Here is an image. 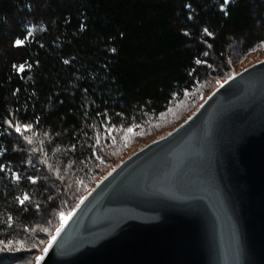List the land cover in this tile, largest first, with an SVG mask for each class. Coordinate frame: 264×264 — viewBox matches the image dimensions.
<instances>
[{
    "label": "trees",
    "instance_id": "1",
    "mask_svg": "<svg viewBox=\"0 0 264 264\" xmlns=\"http://www.w3.org/2000/svg\"><path fill=\"white\" fill-rule=\"evenodd\" d=\"M223 2L0 0V164L6 165L0 170V239L24 241L16 251L0 252V264H19L40 250L31 245L46 239L42 229L54 232L59 213L80 204L78 197L107 176L129 144L123 131L107 128L155 129L160 112L166 115L188 96L194 107L235 73V51L245 56L264 44V0H229L222 11ZM16 36L25 45L12 47ZM36 116L39 127L24 132L29 144L14 125ZM24 193L30 200L21 206L16 198Z\"/></svg>",
    "mask_w": 264,
    "mask_h": 264
},
{
    "label": "water",
    "instance_id": "2",
    "mask_svg": "<svg viewBox=\"0 0 264 264\" xmlns=\"http://www.w3.org/2000/svg\"><path fill=\"white\" fill-rule=\"evenodd\" d=\"M190 117L116 163L40 264H264V60Z\"/></svg>",
    "mask_w": 264,
    "mask_h": 264
},
{
    "label": "snow or ice",
    "instance_id": "3",
    "mask_svg": "<svg viewBox=\"0 0 264 264\" xmlns=\"http://www.w3.org/2000/svg\"><path fill=\"white\" fill-rule=\"evenodd\" d=\"M229 3V0H224V2L220 5L221 7V10L223 11L225 9V6ZM27 9L29 11L32 10V5L31 3H28L26 5ZM186 8H188L189 10H191V4H186L185 5ZM224 15L227 16L228 13L227 11H224ZM192 16H193V13L191 11H189V16L188 18L189 19H192ZM80 31L83 32L85 30V24L84 23H81L80 24ZM24 32L26 33L27 36H30L32 35L30 32L27 31V28L24 29ZM203 32L207 35V36H213V33L211 31H209V29L207 27L203 28ZM185 34L187 35V32H185ZM123 34H121L122 36ZM26 43V39L25 38H21V36H16L13 40H12V47H18V46H23L25 45ZM209 47H211L209 45ZM112 52H115V49H111ZM205 57L208 56V53L205 52L203 54ZM36 64L39 63V61H36L35 62ZM64 63L65 64H69V61L68 60H64ZM195 64L197 65H201V64H207V61L206 60H201V59H196L195 60ZM13 68H23L24 67V64H20L19 66H17L15 63H13L12 65ZM28 67H32L31 64L28 65ZM103 67H107V64L103 65ZM208 67H211V65H208ZM195 73V69H193L192 71L189 72V75H193ZM233 75H236V73H233L232 75H229L224 81L223 83H227L228 80H231L232 79V76ZM217 84H221V81H217ZM19 89H16L15 92H13V95L16 94V92H18ZM83 91L85 93H87L88 89L85 88L83 89ZM184 94L187 95L188 94V90L187 88L184 89ZM173 95H176L175 93H173ZM168 111H171V109H169ZM85 115H87V113H85ZM97 115H100V113H97ZM117 116H122L123 113H116ZM160 117L163 118L165 116V113L164 112H160ZM104 118L105 120H107L109 123H111V117L107 116V110H105V113H104ZM191 119V117L189 118ZM9 125L12 126V122L11 121H8ZM39 123H40V117L39 116H36L35 117V120L34 122H17L15 125H14V129H15V132L16 133H20L23 140L24 141H27L29 144H31V140L29 138V136L27 135H24V132L27 131V132H31L34 130V127H39ZM136 127L135 124H132L130 126H128L127 128H121V129H116V126L113 124L111 128H107V131L108 133L110 134L113 130H116V131H123L125 133V139H127V136L128 134H131L133 132V128ZM113 140H115V136L112 137ZM162 139V138H161ZM98 139H97V143H98ZM73 147V150L75 149V145L72 146ZM32 151H36L35 149H32ZM96 159H100L99 156L96 157ZM30 162V161H29ZM6 167V165L4 164H0V170H3L4 168ZM11 178L16 180V181H20L21 177L17 174V173H12L11 174ZM35 179L34 177L32 176H28L27 177V180L29 181H32V182H35ZM19 202V204L21 206H24L26 201H29L30 200V197L28 196L27 193H24L21 196H18L16 198ZM49 200L52 199L51 196L48 197ZM86 199L85 196L81 195L78 197V200L80 203H83V201ZM37 210H39V206L37 205ZM76 207H79V203L76 204L73 208H71L69 211H67L66 213L65 212H60L59 213V225L55 228V231L52 232L50 231L48 228H43L42 231L47 233V237L46 239H40V240H37L35 243H33L31 246L32 247H37L38 245H41L43 246L41 248V252L39 255H36L35 256V262L36 264H40V261L44 259V254L45 253H48L49 251V248L53 245L54 241L56 240L57 236L60 234L62 228L64 227V224L66 223L67 219L72 215L73 211H75V208ZM27 209L25 208V211ZM11 220H12V217L9 216L8 217V221H9V227H11ZM16 245H20L21 247H23L24 245V241L22 240H14L13 239H7L6 241L3 240V239H0V252H4V251H16L18 250Z\"/></svg>",
    "mask_w": 264,
    "mask_h": 264
},
{
    "label": "rangeland",
    "instance_id": "4",
    "mask_svg": "<svg viewBox=\"0 0 264 264\" xmlns=\"http://www.w3.org/2000/svg\"><path fill=\"white\" fill-rule=\"evenodd\" d=\"M231 59L233 62L232 64L235 66V73L238 74L243 70L247 69L248 67L254 65L255 63L264 60V44H262L254 51L248 53L245 56L235 51ZM204 98L205 97H202L197 102V104H195L194 107L189 108L190 96H188L187 99H184L174 104V106L171 108V111H169V113H167L161 119V122L159 123L158 127H156L155 129L152 128V129H147V131L146 130L133 131L131 134H128L127 141L129 144L125 147V149H122L123 151L122 155L119 157L116 163H118L120 160L131 154L133 151H135L136 149H138L139 147H141L151 139L157 137L158 135L166 132L167 130L173 128L174 126L187 120L195 112V110L206 100ZM114 165H112L111 168ZM42 247H40V250L33 253L30 257L25 258L19 264H36L35 256L40 254Z\"/></svg>",
    "mask_w": 264,
    "mask_h": 264
},
{
    "label": "bare ground",
    "instance_id": "5",
    "mask_svg": "<svg viewBox=\"0 0 264 264\" xmlns=\"http://www.w3.org/2000/svg\"><path fill=\"white\" fill-rule=\"evenodd\" d=\"M62 201V200H61ZM62 204V203H61ZM61 209V208H60ZM56 211V210H55ZM60 211V210H59ZM54 213V212H53ZM56 214V213H55ZM54 216V215H53ZM55 218V217H54ZM51 220V219H50ZM40 221V220H39ZM38 221V222H39ZM45 222H47V221H45ZM34 224V223H33ZM52 224V223H51ZM39 225V224H38ZM41 226V225H40ZM52 226V225H51ZM43 227V226H42ZM44 227H46V226H44Z\"/></svg>",
    "mask_w": 264,
    "mask_h": 264
}]
</instances>
